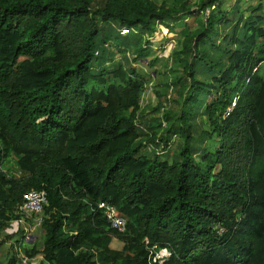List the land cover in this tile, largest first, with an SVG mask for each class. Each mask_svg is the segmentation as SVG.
<instances>
[{
  "label": "trees",
  "instance_id": "16d2710c",
  "mask_svg": "<svg viewBox=\"0 0 264 264\" xmlns=\"http://www.w3.org/2000/svg\"><path fill=\"white\" fill-rule=\"evenodd\" d=\"M223 9L0 0V237L24 195L44 191L28 261L151 264L157 246L162 264H264V5Z\"/></svg>",
  "mask_w": 264,
  "mask_h": 264
},
{
  "label": "rangeland",
  "instance_id": "374dc122",
  "mask_svg": "<svg viewBox=\"0 0 264 264\" xmlns=\"http://www.w3.org/2000/svg\"><path fill=\"white\" fill-rule=\"evenodd\" d=\"M259 3L264 5V0H240L239 3L237 2V0H224V9L223 10L229 11L230 8L233 9L235 7V5H238L240 7V10L243 11L242 13H243L244 17H246L248 14L244 13V11L248 7H256ZM192 21L193 20H191V19L187 21V24L189 27L195 26ZM157 39H158V41L155 44V48L159 49L158 47L160 46L161 42H160V38H157ZM163 45H165V44H163ZM156 52L158 53L159 51L156 50ZM143 63H145V62H143ZM133 66L137 67V69H139V70H142V71L145 70V72H147V73L150 72V68L148 66H145L142 64H140L138 66L135 64ZM156 68H158V66H155L153 69H156ZM162 80H163V75L159 74L158 77L152 81V84L147 87V92L145 94V98H147V100H149L148 106H153L156 103V99L154 98V91L158 89V87H156V85L159 84ZM152 85L154 86L155 89L152 88ZM168 94H170V97L172 98L173 92H168L167 95ZM160 101L163 103L164 109L175 110L176 105H173V103L171 101H169L168 103H165L163 98ZM148 114H149V112H148ZM150 118H152V116H150V117L147 116V119H150ZM178 142H179L178 138H175V140L172 144V148L170 149L171 151H174L175 148L177 150V148L181 145ZM39 222H40L39 216H37L34 219L28 221L25 225L22 224L24 227H30V229L32 230V235H31L30 241L24 240L23 246L20 245V247H19V245H17L21 239V236H22V234H21V236L18 235L17 237H14L10 240H7L6 243L0 247V264H7L8 260H9V254L11 251H13L10 249L12 246L15 247V251L17 252V257L19 260H21V261H19L20 262L19 264H38L41 257H36L35 259L29 260V261H26L25 263H23L24 258H26L24 256V250L23 249L27 245H32V244H36L38 247H40L42 234L39 230ZM16 229H17V226L15 223H13L11 228H9L8 230H5L3 233H1L0 240H4V238H6L7 235L12 234ZM121 247H122V244L119 241H117V240L112 241V246H111L112 249L120 250Z\"/></svg>",
  "mask_w": 264,
  "mask_h": 264
},
{
  "label": "built area",
  "instance_id": "2783aa9c",
  "mask_svg": "<svg viewBox=\"0 0 264 264\" xmlns=\"http://www.w3.org/2000/svg\"><path fill=\"white\" fill-rule=\"evenodd\" d=\"M122 32L125 33V30H123ZM46 203V194L44 191H30L26 195H24L23 203L18 207V214L21 217L18 221H15L14 223L18 228H22V235L25 241H30L32 230L30 229V227H24L23 225H25L28 221L34 219L35 217L39 216ZM98 208L102 210V213L110 224L111 228L116 229L119 232L124 231L125 221L117 214L116 210L113 207L105 203H100L98 205ZM156 249V246H153L151 248L150 262L151 264H162L163 259L168 256V253L165 250L156 251ZM26 261H28V259L24 258L23 263H25Z\"/></svg>",
  "mask_w": 264,
  "mask_h": 264
},
{
  "label": "clouds",
  "instance_id": "9594fccd",
  "mask_svg": "<svg viewBox=\"0 0 264 264\" xmlns=\"http://www.w3.org/2000/svg\"><path fill=\"white\" fill-rule=\"evenodd\" d=\"M230 111V109H228L227 110V112H226V114H225V116L228 114V112ZM176 138V137H175ZM175 138H174V140H175ZM174 142V141H173ZM223 230L221 229V228H219L218 229V232L219 233H221ZM156 248H157V246H156ZM161 250H165L167 253H168V256H166L164 259H163V261L166 259V258H168L169 256H170V253H169V251L167 250V249H165V248H160V249H156V251H161ZM163 263V262H162Z\"/></svg>",
  "mask_w": 264,
  "mask_h": 264
},
{
  "label": "crops",
  "instance_id": "0c3cea01",
  "mask_svg": "<svg viewBox=\"0 0 264 264\" xmlns=\"http://www.w3.org/2000/svg\"><path fill=\"white\" fill-rule=\"evenodd\" d=\"M112 241H113V240H112ZM112 241H111L110 247L112 246Z\"/></svg>",
  "mask_w": 264,
  "mask_h": 264
}]
</instances>
